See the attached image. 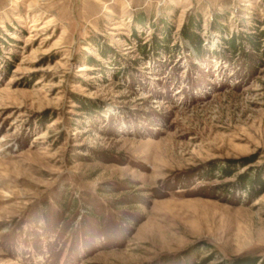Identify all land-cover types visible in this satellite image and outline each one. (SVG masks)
Segmentation results:
<instances>
[{
  "label": "rangeland",
  "instance_id": "rangeland-1",
  "mask_svg": "<svg viewBox=\"0 0 264 264\" xmlns=\"http://www.w3.org/2000/svg\"><path fill=\"white\" fill-rule=\"evenodd\" d=\"M259 175L264 0H0V264L264 256Z\"/></svg>",
  "mask_w": 264,
  "mask_h": 264
},
{
  "label": "trees",
  "instance_id": "trees-1",
  "mask_svg": "<svg viewBox=\"0 0 264 264\" xmlns=\"http://www.w3.org/2000/svg\"><path fill=\"white\" fill-rule=\"evenodd\" d=\"M185 36L190 39L193 43L196 44L197 49H201L202 46V40L200 39V36L195 35L193 33H188L185 29ZM258 41H253V45H256ZM224 172L227 171L226 169H223ZM257 184L260 186L261 192L264 191V180L261 179L260 175L256 179ZM227 264H264V256H241V257H235L233 258L229 263Z\"/></svg>",
  "mask_w": 264,
  "mask_h": 264
},
{
  "label": "bare ground",
  "instance_id": "bare-ground-1",
  "mask_svg": "<svg viewBox=\"0 0 264 264\" xmlns=\"http://www.w3.org/2000/svg\"><path fill=\"white\" fill-rule=\"evenodd\" d=\"M39 29L38 28H33L32 31H38Z\"/></svg>",
  "mask_w": 264,
  "mask_h": 264
}]
</instances>
